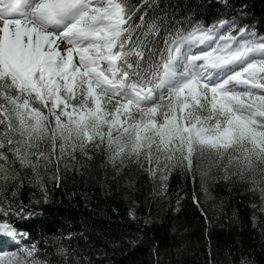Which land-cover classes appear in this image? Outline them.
<instances>
[{"label": "snow or ice", "instance_id": "snow-or-ice-1", "mask_svg": "<svg viewBox=\"0 0 264 264\" xmlns=\"http://www.w3.org/2000/svg\"><path fill=\"white\" fill-rule=\"evenodd\" d=\"M177 8L0 0V264H91L71 231L35 229L70 174L119 195L137 221L146 184L164 204L171 180L191 181L198 207L197 181L206 194L218 182L239 185L258 200L249 204L256 225L255 212L264 213V9L257 20L248 0ZM151 251L159 264L158 245ZM206 261L223 264L211 248ZM239 264L256 261L241 255Z\"/></svg>", "mask_w": 264, "mask_h": 264}, {"label": "trees", "instance_id": "trees-1", "mask_svg": "<svg viewBox=\"0 0 264 264\" xmlns=\"http://www.w3.org/2000/svg\"><path fill=\"white\" fill-rule=\"evenodd\" d=\"M136 3L137 0H131ZM185 11L208 0H159ZM215 2V0H213ZM255 5L256 19L264 9V0H248ZM171 180V178H170ZM151 185L137 193V216H128V202L117 194L102 189L100 183L71 174L67 184L56 188L53 199L42 205V215L35 221L38 234L43 229L59 236L71 231L73 248L91 260V264H156L151 251L159 248V264H207L209 248L223 264H239L241 255L264 264V213L255 212L250 203L258 200L249 196L239 185L219 184L209 187L203 195L197 181L195 190L199 207L192 199L193 183L177 177L171 180L172 195L168 203L158 204L148 196ZM181 197L177 204L176 193ZM28 193H24L25 202ZM201 208L203 211H201ZM149 217L151 223L144 224ZM31 226V225H30ZM135 240V244L125 243ZM179 250V255H178ZM87 264V262H85Z\"/></svg>", "mask_w": 264, "mask_h": 264}, {"label": "rangeland", "instance_id": "rangeland-1", "mask_svg": "<svg viewBox=\"0 0 264 264\" xmlns=\"http://www.w3.org/2000/svg\"><path fill=\"white\" fill-rule=\"evenodd\" d=\"M203 195H204L205 197H207V194H206L205 192H203Z\"/></svg>", "mask_w": 264, "mask_h": 264}]
</instances>
